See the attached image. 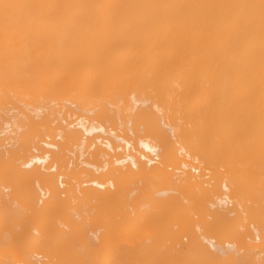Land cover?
I'll list each match as a JSON object with an SVG mask.
<instances>
[{
  "label": "bare ground",
  "instance_id": "obj_1",
  "mask_svg": "<svg viewBox=\"0 0 264 264\" xmlns=\"http://www.w3.org/2000/svg\"><path fill=\"white\" fill-rule=\"evenodd\" d=\"M0 262L264 264V0H0Z\"/></svg>",
  "mask_w": 264,
  "mask_h": 264
},
{
  "label": "rangeland",
  "instance_id": "obj_2",
  "mask_svg": "<svg viewBox=\"0 0 264 264\" xmlns=\"http://www.w3.org/2000/svg\"><path fill=\"white\" fill-rule=\"evenodd\" d=\"M239 223H240V222H239ZM190 224H191V222H190ZM190 224H189V225H190ZM189 225H188V226H189ZM174 229H175V227L173 228V231H172V232L175 233L177 230H174ZM176 229H177V227H176ZM172 232H171V233H172ZM76 263H77V262H76ZM76 263L74 262L73 264H76ZM0 264H15V263H10V262H0ZM180 264H183V263H180Z\"/></svg>",
  "mask_w": 264,
  "mask_h": 264
}]
</instances>
